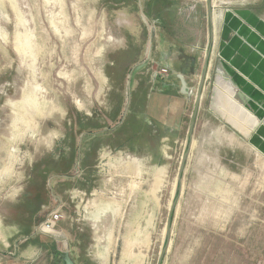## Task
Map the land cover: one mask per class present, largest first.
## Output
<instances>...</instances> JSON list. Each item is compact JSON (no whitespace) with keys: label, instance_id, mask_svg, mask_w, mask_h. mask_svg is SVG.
Wrapping results in <instances>:
<instances>
[{"label":"rangeland","instance_id":"374dc122","mask_svg":"<svg viewBox=\"0 0 264 264\" xmlns=\"http://www.w3.org/2000/svg\"><path fill=\"white\" fill-rule=\"evenodd\" d=\"M194 2L208 10L206 0ZM182 3L192 0H0V264H63L65 252L74 264L99 263L85 250L89 235L69 229L79 214L74 208L79 197L58 200L56 184L60 192L71 185L64 180L82 179L80 165L93 160L92 155L80 154L86 149V134L93 131L88 122L106 116L114 102L126 101L120 85L125 74L121 77L119 72L128 68L129 81L139 58L145 59L144 65L150 62L154 38L162 30L159 24L169 20L172 5ZM210 3L220 21L225 11L247 10L264 17V0ZM213 62L207 92L214 91L219 77L217 89L227 100L217 97L215 113L231 131L242 132L245 125L232 116L229 101L243 107L245 92L236 89L223 68L225 62L216 56ZM219 125L209 124L212 130ZM97 154L96 163L105 164ZM183 154L180 151L174 166L163 172L158 208L142 214L147 233H138V240L133 236L131 241L121 234L110 236L119 239L116 258L127 247L138 255V264H157ZM238 157L233 176L237 187L232 188L237 203L233 201L232 211L226 186L216 183L218 196L207 200L187 192L190 186L183 190L182 184L171 242L161 264H264V154L255 152L253 161L250 155ZM226 173L218 170L216 177L227 178ZM204 182L205 193L210 187ZM60 202L64 218L56 229L63 233L34 236V228ZM151 213L155 218L149 217Z\"/></svg>","mask_w":264,"mask_h":264},{"label":"crops","instance_id":"0c3cea01","mask_svg":"<svg viewBox=\"0 0 264 264\" xmlns=\"http://www.w3.org/2000/svg\"><path fill=\"white\" fill-rule=\"evenodd\" d=\"M167 11L169 20L159 24L163 31L154 38V56L150 62L144 65L145 59L139 58L141 63L134 67L129 81L128 68L119 72L121 77L125 74L120 85L126 93V101L114 102L108 106L106 116L88 122V128L93 131L86 134V149L80 154L83 158L92 155L93 160L80 165L82 179L64 180L71 185L60 192V184H56L58 200L70 195L79 197L80 202H76L74 208L82 216L76 214L69 229L72 233L89 235L85 250L99 262L97 264H109L116 259L122 264H138V255L127 247L116 258L119 239L113 240L110 236L121 234L131 241L133 236L138 240V233H147L143 230L142 214L147 208L151 212L154 206L158 208L163 172L174 166L175 156L180 151L182 154L186 151L195 97L209 48L205 83L183 174V190L184 185L190 186L187 192L214 200L215 184L226 186L230 190L232 211L233 201L237 203L232 188L237 187L233 176L238 171L239 154L247 159L250 155L251 161L255 152L264 154V17L247 10L225 11L220 21L213 7L212 20H209L208 10L194 0L191 4H174ZM169 11L173 15L170 16ZM177 16L182 18L176 20ZM215 56L227 64L223 68L229 72L236 89L245 92L243 107L234 100L229 101L234 110L232 116L245 125L242 132L231 131L215 113L218 96L227 102L217 89L219 77L215 78L214 91L207 92ZM163 68L168 69L166 76L159 74ZM180 78L186 83L188 93L183 92ZM212 121L220 124L213 130L209 126ZM222 148H226V153ZM96 154L99 162L105 161V164L96 163ZM45 167L42 165L40 170ZM218 170L226 171L227 178H217ZM204 180L206 187H210L205 193ZM112 189L115 195L111 194ZM149 217L155 218L153 213Z\"/></svg>","mask_w":264,"mask_h":264},{"label":"water","instance_id":"95a60500","mask_svg":"<svg viewBox=\"0 0 264 264\" xmlns=\"http://www.w3.org/2000/svg\"><path fill=\"white\" fill-rule=\"evenodd\" d=\"M208 2V19L212 20V5L210 3V0H206ZM210 52L211 49L209 48L206 52V56H205V64H204V69H203V74L200 78V82H199V86H198V91L195 97V104H194V110H193V114H192V118H191V122H190V129H189V138L186 144V151L184 152V154L181 157V161L178 167V172H177V185H176V190H175V196H174V200L172 201V203L170 204L169 207V212H168V216H167V220H166V228H165V241L163 244V247L161 249V252L159 254V258L157 261V264H161L162 260L164 258V255L166 254V252L169 249V245L171 242V223H172V216L173 213L176 209V205H177V201H178V197L179 194L182 190V177L184 174V170H185V165L189 156V151H190V147H191V140H192V131H193V127L195 124V118H196V114L199 108V104H200V100L202 97V90H203V86L205 83V78H206V73H207V68H208V61H209V57H210ZM181 79V83H182V90L183 92H187L186 89V83L184 82V80L182 78ZM188 93V92H187ZM62 261L63 264H74V262L72 261V259L69 256L68 252H65L63 254L62 257Z\"/></svg>","mask_w":264,"mask_h":264},{"label":"built area","instance_id":"2783aa9c","mask_svg":"<svg viewBox=\"0 0 264 264\" xmlns=\"http://www.w3.org/2000/svg\"><path fill=\"white\" fill-rule=\"evenodd\" d=\"M159 74L161 76H166L168 74V69L167 68L161 69ZM62 204L63 203L61 202L58 203L53 209L47 212L42 222L37 227L34 228V236H37L39 234L59 236L61 234V232L57 231L56 226L64 218Z\"/></svg>","mask_w":264,"mask_h":264},{"label":"flooded vegetation","instance_id":"af4514ba","mask_svg":"<svg viewBox=\"0 0 264 264\" xmlns=\"http://www.w3.org/2000/svg\"><path fill=\"white\" fill-rule=\"evenodd\" d=\"M27 149L29 150V147Z\"/></svg>","mask_w":264,"mask_h":264},{"label":"trees","instance_id":"16d2710c","mask_svg":"<svg viewBox=\"0 0 264 264\" xmlns=\"http://www.w3.org/2000/svg\"><path fill=\"white\" fill-rule=\"evenodd\" d=\"M61 261H62V259H61Z\"/></svg>","mask_w":264,"mask_h":264},{"label":"bare ground","instance_id":"6f19581e","mask_svg":"<svg viewBox=\"0 0 264 264\" xmlns=\"http://www.w3.org/2000/svg\"><path fill=\"white\" fill-rule=\"evenodd\" d=\"M39 110V109H38Z\"/></svg>","mask_w":264,"mask_h":264}]
</instances>
